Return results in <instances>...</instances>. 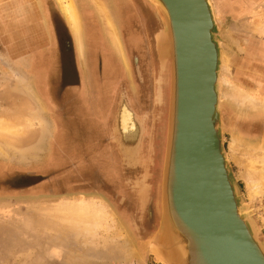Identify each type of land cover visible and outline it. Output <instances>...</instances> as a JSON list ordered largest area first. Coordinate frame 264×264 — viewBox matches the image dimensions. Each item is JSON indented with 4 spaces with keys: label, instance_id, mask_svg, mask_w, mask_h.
I'll list each match as a JSON object with an SVG mask.
<instances>
[{
    "label": "rangeland",
    "instance_id": "1",
    "mask_svg": "<svg viewBox=\"0 0 264 264\" xmlns=\"http://www.w3.org/2000/svg\"><path fill=\"white\" fill-rule=\"evenodd\" d=\"M76 1L81 4L86 0ZM105 2L122 39L126 62L116 56V51L106 41L96 11V20L85 19L91 46L86 41L85 51L80 52L57 0H0L1 112H12L14 99L30 98L36 102V97L31 99L34 96L29 84L33 76L28 79L29 75L24 72L46 68L47 56L51 65L61 66L63 70L55 79L61 83V88L57 84L51 89L57 94L63 85L78 83L74 69L79 64L97 66L99 75L103 74V82L96 81L94 100L86 91L76 94L71 89L67 91L72 94L70 101L61 102L56 95L54 103L60 102L64 107L65 114L61 113V117H64L62 121L69 138L61 130L57 141L50 146L57 131L56 114L49 115L47 100L41 99L43 107L35 103L31 112L35 120L40 121L37 139L17 147L11 139L0 142L3 148L0 153V264H166L146 248L160 222L156 192L161 182L159 160L164 155L170 99V70L168 65V68L161 66L158 44H155L162 21L150 0ZM211 2L221 28L222 50L228 51L231 78L246 90L264 97V0ZM107 57L114 61L112 76L108 72ZM90 74L83 77L88 88L92 84ZM37 79L39 83L43 79L41 72L35 74V81ZM227 88L223 86L227 96L222 99L221 111L224 147L240 193L253 211L264 242V189L251 204L243 167L228 150L233 135L253 144L264 141V110L244 107L239 100H233ZM158 89L165 94L162 102L157 101ZM121 99L126 100L129 109L125 115L127 123L136 128L127 140L130 144L142 140L137 147L140 156L128 155L117 146L116 103L120 101L118 109H121ZM153 110H157L156 118ZM103 123L105 129L101 138L107 152L98 160L102 159L107 166L115 164V167L85 168L79 163L95 158L76 151L68 157L59 153L68 148L67 141L79 139L77 136L84 140L85 149L92 151ZM149 132L154 143L150 155ZM109 144L111 147H107ZM13 145L15 148H11ZM71 145L74 143L69 147ZM55 161L61 165L51 167L50 162ZM145 163L149 164L148 173L142 170ZM145 184L147 189H144ZM143 189L147 194L144 198ZM86 203L90 207L79 211L77 207ZM105 207L106 215H103L100 209ZM94 217L97 219L93 220ZM127 249L134 251L132 256L121 259L120 252Z\"/></svg>",
    "mask_w": 264,
    "mask_h": 264
},
{
    "label": "water",
    "instance_id": "2",
    "mask_svg": "<svg viewBox=\"0 0 264 264\" xmlns=\"http://www.w3.org/2000/svg\"><path fill=\"white\" fill-rule=\"evenodd\" d=\"M158 2L168 18L160 26L168 30V52L158 60L171 65L170 99L156 188L160 222L146 248L171 264H264V242L224 147L222 37L213 4Z\"/></svg>",
    "mask_w": 264,
    "mask_h": 264
},
{
    "label": "bare ground",
    "instance_id": "3",
    "mask_svg": "<svg viewBox=\"0 0 264 264\" xmlns=\"http://www.w3.org/2000/svg\"><path fill=\"white\" fill-rule=\"evenodd\" d=\"M57 1L59 3V6L64 14V17L67 23L70 25V28L75 37V40H76V43H77V46L80 52L85 51L86 41H87V44L89 43L88 46H91V38L88 36L87 30H85V19L88 18L91 21L94 18V20H96V16H94V11H96L98 12L97 14L101 18L103 30L105 32L106 41H108V44L114 48V50L116 51L115 52L116 56L120 57L123 60V62H126V56H125L122 42H121L122 39L119 36V31L117 29L115 19L113 18V15L108 7L109 5L107 4V2H105L106 0H86V1H83L81 4H79L78 1L76 0H57ZM87 1H89V3H87ZM158 1L152 0L153 5L156 8V12L159 15L158 17L164 20V22L162 20V24H163L165 23L166 20H168V18L166 15H164V13L162 14V8L160 7V4ZM213 9H214V6H213ZM213 11L215 12V10ZM167 13H168V17L170 18L168 11ZM94 37H97V36H94ZM156 43L158 44L156 45L157 51L159 53L158 56L161 59H163L164 54L168 52V48H167L168 47L167 46L168 45V30L166 27L165 28L162 27L160 31L156 34ZM227 52L226 50H222L221 52L222 64H221V70L219 72V81H220L222 89L220 88L221 95L219 94V97L222 100L223 98H225L224 96H227V94H224L223 92V86L226 85L230 89L229 92L232 94L231 97L234 98L233 100L235 99L239 100L241 102L239 103L242 104L244 107L252 108L254 110H264V97H262L261 95H258L255 92L246 90L245 87H242L240 84L236 83L231 78L230 66L228 65L229 55ZM113 62H114L113 59L108 58V57L106 58V64L109 65L108 67L110 70V71L108 70V72L110 73L111 76L113 75V73H115L113 72V70H111V66ZM162 66H165L166 68H168L167 65L165 64ZM170 68H171V65H170ZM91 76L92 74L89 75L90 79H91ZM92 79H93V76H92ZM156 92H157L156 96L158 99L157 101L162 102L164 100L165 94H162L163 91H161L160 89H158ZM11 94L13 95V93ZM18 95L17 97H19ZM35 97L37 99L36 102L35 100L32 99V98L35 99ZM35 97H31L32 100H30V98L28 97H27L28 99L26 98L18 99V100L14 99L13 100L14 105L12 107L13 111L10 112L9 114H6L0 111V142L2 140L11 139L12 144H14L17 147V145L19 144L26 145L29 143H33V141H35V138L37 139V137L40 135V130H39L40 121L35 120L36 117L32 116L31 112H34L35 103L38 105V107H39V103L43 107V103L39 101L40 99L37 97V95ZM121 105H122L121 109H118L117 119L115 122L116 125H115V130H114L115 131L114 133L117 134L116 139H115L117 142V146L119 148H122L123 152L128 155L132 153V156H134L135 153H137V155L140 156L141 151L137 149V147L139 145V142L142 143V140L138 139L137 141L131 144L128 142L127 137H130L131 134L133 135L136 132V128L134 126L130 127V125L127 123L128 118L125 115H126V112L129 111V109L128 107H126L127 106L126 100L121 99ZM156 111L157 110H153L154 118H156ZM150 132H151V128H150ZM150 132L148 134L149 138L147 139V141L150 143L149 155L153 152L152 149L154 148L153 137L151 136ZM136 136L140 137L139 134H137ZM14 145L11 146V148L14 147ZM228 148H229L228 149L229 155L231 157H234L235 160L237 159L236 161L240 162L243 167L245 178L247 180V183L250 189V196H251L250 202L251 204H253L258 198V194H260L262 189H264V141L253 144L249 141H245V139H243L242 137H235L233 135V137L231 138V141H229ZM1 149L3 148L0 147V153L2 154ZM126 154H124V159L128 161ZM147 160H148V157H147ZM162 167H163V164H162ZM142 170L148 173L149 164L146 165L145 163ZM144 172H142L144 174L143 176H145ZM144 189H147L146 184L144 185ZM144 189L141 190L142 198L147 197V194L144 192ZM148 204H150V199L149 201L146 202V205H147L146 207H148ZM88 207H90V205L86 203V204H80L77 208L79 211H81L82 209H86ZM106 209H107L106 207L105 209L104 208L100 209L104 212L103 215H106L105 213ZM106 212L108 213V211ZM96 219L97 217L93 218V220H96ZM182 232L184 236H187L185 231L182 230ZM133 252L134 251H132L131 249L124 250L120 252L119 257L121 259L128 258L132 256ZM159 258L163 260L166 264H171V262L166 260L165 258H162L161 256ZM180 264H190V263H189V260L182 259Z\"/></svg>",
    "mask_w": 264,
    "mask_h": 264
},
{
    "label": "crops",
    "instance_id": "4",
    "mask_svg": "<svg viewBox=\"0 0 264 264\" xmlns=\"http://www.w3.org/2000/svg\"><path fill=\"white\" fill-rule=\"evenodd\" d=\"M36 13V12H35ZM45 57V56H44ZM49 56L46 57V59L48 60V64H45L46 68H42L41 71L40 70H33L32 71H26L24 73L27 74L28 76V79L29 78H33L29 81V84H30V88L33 92V96L35 97V95H39L38 98L40 99L39 101L42 102V100L44 101L47 100V113L50 115V114H53L55 112L56 116L54 117L55 119V124H56V127H57V131H55V133L53 134V141L50 142V146H53L54 143L57 141V134L62 130L63 132L61 133H64V136L65 137H68L69 135V131H66V128H65V124L63 123L62 119L64 117H61V113H64L65 114V111H64V107H62V105H59L60 102L58 103H54V101L56 102V99L57 96L59 99H61L62 101L61 102H67V101H70V96H72V94H68V90L71 89V91L75 90L76 94H81L82 92L86 91V95L89 97V98H92L94 100V98L96 97V94H97V84L99 83V81L103 82V74L102 72H100L101 74L99 75V69L97 70V66L95 67H91V66H86V65H82V64H79L77 66H75L76 70L74 69L75 72L78 73V83H69L67 85H63L62 87V90L60 89V92L59 94L53 92L51 89H52V86L54 85H57V84H60V88H61V83L56 81L55 82V79L57 78V73H60L62 72V68L61 66L60 67H56L55 65H51L50 64V60L48 59ZM32 72V73H31ZM41 72V74L43 75V79L40 80L41 82L39 83L38 79L35 81V74ZM91 73L93 75V79L91 81L92 84H90L89 88H88V84H86L87 82L84 81V78L87 73ZM31 76V77H30ZM59 77V76H58ZM96 81L98 82L96 84ZM122 82V81H121ZM59 87V86H58ZM54 93V94H53ZM68 94V96H67ZM118 94V93H117ZM57 95V96H56ZM56 96V97H55ZM42 99V100H41ZM117 100V99H116ZM43 103V102H42ZM119 103L120 101H117L116 103V106H117V110H118V107H119ZM107 122V121H106ZM108 126V124H106ZM104 129H105V126H104V123H103V126L100 127V132H99V136L97 135L96 136V139H94V146L95 148L92 149V151H89L90 149H85V144H84V140L80 137V136H77V140H72V141H67L66 143L68 144V148L66 147L65 149H61L59 151V153H61L63 156L65 157H68L72 152H83L86 154L85 157L87 158H95V159H91V160H83L79 163V165H84L82 167H85V168H90V169H103L105 167H109V168H113L115 167V164L113 162L114 165H110V166H107L106 163H103L102 159L101 160H98V157H102V155L104 153L107 152V148H105V144H104V141L101 137H103L104 135ZM109 129V128H108ZM69 138V137H68ZM74 143V146L71 145L69 147V144L70 143ZM109 145H107V147H109ZM111 147V146H110ZM73 148V149H72ZM106 149V150H105ZM106 151V152H105ZM51 163V167H58L59 165H61V163L59 164V161H55V162H50ZM54 165V166H53ZM31 167H35V166H31Z\"/></svg>",
    "mask_w": 264,
    "mask_h": 264
},
{
    "label": "flooded vegetation",
    "instance_id": "5",
    "mask_svg": "<svg viewBox=\"0 0 264 264\" xmlns=\"http://www.w3.org/2000/svg\"><path fill=\"white\" fill-rule=\"evenodd\" d=\"M113 142H114V140L112 141V143H113ZM113 144H115V143H113ZM113 144H112V146H113V148H114L115 145H113ZM130 168H132V167H130ZM139 203H140V200H139ZM140 206L142 207L141 203H140ZM142 208H143V207H142ZM125 212H126V211H125ZM128 212H129V211H128ZM128 212H126V213H128ZM127 215H128V214H127ZM129 216H130V215H128V217H129Z\"/></svg>",
    "mask_w": 264,
    "mask_h": 264
}]
</instances>
